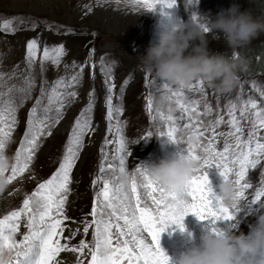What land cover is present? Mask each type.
<instances>
[{
	"label": "snow or ice",
	"instance_id": "1",
	"mask_svg": "<svg viewBox=\"0 0 264 264\" xmlns=\"http://www.w3.org/2000/svg\"><path fill=\"white\" fill-rule=\"evenodd\" d=\"M145 9L152 11L159 6V10L167 15L168 9H179L178 0H134ZM87 12L92 11V5L86 4ZM195 18V17H194ZM18 18H0V31L14 34L17 30L15 20ZM38 21L32 20L33 29ZM46 27L55 28L56 25L47 23ZM63 27V26H61ZM206 30V29H205ZM66 32L74 31L65 28ZM38 37L27 40L25 64L28 75L25 76L23 85L16 88L22 94L21 103L28 98L33 86V68L38 53ZM63 44L49 47L45 45L40 57L41 71L44 61H51L53 65L60 63L65 54ZM91 55V53H90ZM75 66V62H73ZM103 71V68L101 69ZM14 74V72H13ZM82 74V73H81ZM78 74V75H81ZM0 73V82H4V76ZM110 75L106 83V104L108 129L115 128V144L112 162H107V153L101 151L99 163L100 175L93 180V185L102 182V187L95 192L91 220L82 221L83 234L90 235L91 240L81 238L77 244H70L73 237L80 231L69 229L65 234V204L68 198L71 172L77 161L81 149L84 147V137L89 132L91 124V110L93 107L91 94L86 109L76 117L75 123L67 137L65 151L59 166L51 176L39 183L30 193L25 194L20 207L0 214V264H66L62 253L75 254V264H169V258L159 246L160 234L166 227L176 224L183 230L182 220L185 215L192 213L200 220L209 222V227L218 234L221 232L216 227L217 221H233L235 213L240 210L241 202L249 209L258 202H264V179L251 193L249 189L253 185L246 178L250 169H255L261 160H264V136L260 130L264 129V107H260L254 98L244 100L237 105L229 103L225 105L228 119L217 114L214 121L207 123L201 118L208 115L211 108L207 103L204 112L198 111L199 101L191 98L193 93L205 95L203 81H193L187 87L170 88L168 81H156L157 90L162 86L167 90V99L174 102L179 115L172 114L170 107L165 115L160 108L153 107L151 94L146 97V111L149 116L157 117L165 122L167 130H161L160 136H166L172 142L186 145V151L190 155L199 156L203 160L204 169L215 165L223 178L231 177L236 185L238 205L231 208L224 207L212 190L207 173L200 171L194 173L187 183L184 191L166 188L151 180L141 167L135 166L131 174L126 170V157L130 155L128 145L125 142L123 130L119 121L121 108L113 106L112 90L115 85L109 83ZM145 82L148 77L145 74ZM77 81L73 76L69 82ZM128 81L125 80L124 84ZM63 78L54 82L50 91L43 87L40 96L27 113L26 128L19 147L15 151L12 165L8 168H0V176L6 177V184L0 186V192H4L7 185L17 177H21L34 159L35 150L38 148L40 137L50 133V129L59 121L64 107L65 97H75L76 92H61L58 89H66ZM255 87V85H254ZM0 93V97L12 92ZM123 86L121 91H123ZM261 97H264V88H257ZM46 104H42L43 99ZM18 105L9 97L0 102V156L5 152L11 138L12 130L17 124ZM239 109V117L236 112ZM40 112L37 115V112ZM155 112V116L153 113ZM54 113V115H50ZM85 113H88L85 115ZM250 118V127L245 138L241 120ZM116 120L113 125L112 121ZM226 123L228 132H216V128ZM181 133H183L181 135ZM205 133L210 135L205 136ZM153 136L151 131L145 133L141 139ZM186 137V139H185ZM218 137H223V148H217ZM105 139V144L111 143ZM106 171L110 176L104 175ZM7 173V175H5ZM264 177V172L261 173ZM19 189L8 192L11 196ZM23 223L26 229L21 237H17ZM236 223L230 224L236 228ZM63 241V242H62Z\"/></svg>",
	"mask_w": 264,
	"mask_h": 264
},
{
	"label": "rangeland",
	"instance_id": "2",
	"mask_svg": "<svg viewBox=\"0 0 264 264\" xmlns=\"http://www.w3.org/2000/svg\"><path fill=\"white\" fill-rule=\"evenodd\" d=\"M86 4L92 5L91 12L85 10L84 5ZM178 4L179 9L166 10L167 13H170L167 15L159 10V6L152 11L137 12L130 7L117 5L115 0H0V18H18L14 21L17 28L14 34L0 31V73L8 74L4 76L6 84L0 82V93H8L9 88L13 89L8 95L0 97V102L11 97L18 105L17 124L13 128L11 138L6 146V154L14 157L26 128L27 113L35 104L36 98L40 96L41 87L50 91L54 82L63 78L68 86L66 89H58V91L76 92L75 97H65L59 121L50 129L49 134L40 137L39 146L35 150L34 159L29 169L21 177H17L7 185L4 192H0V214L20 207L24 195L30 194L39 183L48 179L56 170L65 151L71 127L75 123L76 117L86 109L89 94H91L93 103L90 113L91 130L84 137V147L71 172L70 191L65 204V215L69 219L64 221L67 226L65 234L69 229L73 231L77 228L80 229L77 235L71 239L70 244H77L81 238L86 241L91 240L90 235L83 234L82 221L91 220L92 217L89 214L95 192L103 186L102 182H99L98 185H93L92 182L100 175L99 163L102 149L107 153V162H112L116 148L115 128L110 132L106 119L105 80L108 75L111 77L109 83L115 85L112 90L113 106L122 109L119 113V121L130 152L125 163L126 170L130 174L135 166L141 163L158 161L178 150L186 152L184 144L176 145L166 142V136L157 138L159 132L166 131L167 128L164 121L158 117L153 119L149 116L145 107L146 97L151 94L154 109L160 108L165 115L168 114L170 107L173 109L174 116L179 115V110L176 109L174 102L167 99V90L162 86L157 90V85L153 81L159 80L154 79L152 75L138 67V56L145 52L150 42H156L158 31L170 17L179 16L181 19H187V13L183 9V0H178ZM233 4L238 5L241 11L251 10L254 15L264 12V0H199L192 10L198 16L214 17ZM108 6L111 11H105ZM32 20L38 21L35 29L31 26ZM47 23L54 24L56 27H46ZM65 28H71L74 31L66 32ZM34 37H38L39 45L37 59L31 69L34 81L28 98L21 103L22 94L16 91V88L23 85L24 78L28 75L29 70L25 64L26 43L28 39ZM60 44H63L66 50L60 63L53 65L50 60L44 61V68L41 71L40 57L43 47ZM263 44L264 34H261L247 46L254 47ZM208 48L212 51H220L224 55L235 51V49L227 48L222 39H212L211 34H209ZM260 48L264 53V48ZM232 57L236 58L235 54ZM73 62H75V66ZM244 63V69L239 71L241 74L238 73L239 83L231 91L218 93L204 85V96L192 94L191 98L199 101L198 111L204 112L205 103L211 108L208 115L201 117L205 123L209 120L214 121L217 114L223 115L224 120L227 121L225 105L229 103L240 105L242 101L254 98L258 106L264 107V97H261L259 91L256 90L264 88V54L248 58L245 55ZM145 74L148 77L147 83L144 79ZM73 76H77V81L69 83ZM125 80L128 81L127 84H124ZM13 85L16 88H13ZM122 86L123 91H121ZM170 88L175 89V86L170 85ZM46 103L47 99L45 98L42 100V104ZM237 113H239V109H237L236 115ZM39 114L38 110L37 115ZM87 114L85 113V115ZM50 115H54V113ZM153 116H155V112ZM247 120L250 118L241 120L245 138L250 127V122L247 123ZM112 123L115 125L116 120L114 119ZM228 130L226 123L216 128L218 133H226ZM149 131L153 133V136L146 140L141 139ZM259 134L264 136V129H261ZM208 135L210 133H205V136ZM105 139L112 142L105 144ZM223 142L224 138L218 137L216 142L218 150L223 148ZM79 160H81L79 170L74 175ZM204 171L207 173L212 190L218 192L219 184L223 179L218 168L212 165L206 167ZM262 172H264V160H261L255 169L249 170L246 178L253 185V188L248 190L249 193L254 191L264 179L261 175ZM104 175L110 176L111 173L106 171ZM13 189H19V191L9 196L8 192ZM239 208L240 210L235 213V220L217 221L216 227L225 231L247 233L248 225L255 221L256 215L264 212V209H260L258 205H253L249 209L243 202ZM182 223L185 231H181L176 224H171L160 234V248L163 251L166 250L161 247V244L165 245L175 258L189 242V233L192 234L191 239L198 242L201 232L209 227L208 221L199 220L191 213L185 215ZM232 223H236V228L230 227ZM25 230L22 223L17 237H21ZM61 255L65 258V253ZM72 255L71 264H75V254Z\"/></svg>",
	"mask_w": 264,
	"mask_h": 264
},
{
	"label": "clouds",
	"instance_id": "3",
	"mask_svg": "<svg viewBox=\"0 0 264 264\" xmlns=\"http://www.w3.org/2000/svg\"><path fill=\"white\" fill-rule=\"evenodd\" d=\"M115 3L137 12L149 11L134 0H115ZM198 3L199 0H183L187 19L170 17L158 31L156 42H150L145 52L138 56V67L154 79L170 82L175 88L203 81L218 93H226L239 83L238 73L245 63L210 50L209 34L212 39H222L229 49L244 48L264 34V12L254 15L251 10L241 11L233 4L214 17L198 16L192 10ZM166 142L181 144L168 138ZM12 162L13 158L6 152L0 156V168L10 167ZM140 165L151 180L177 191L186 189L194 173L204 171L203 160L184 150ZM5 184L6 177L0 176V186ZM236 191L233 179L228 177L222 179L215 194L224 207L231 208L239 204ZM258 207L264 209V202H258ZM248 228L247 233L221 230L218 234L208 227L201 232L198 242H194L189 233V242L179 252L175 264H264V212L256 215ZM181 231H185L184 225Z\"/></svg>",
	"mask_w": 264,
	"mask_h": 264
},
{
	"label": "trees",
	"instance_id": "4",
	"mask_svg": "<svg viewBox=\"0 0 264 264\" xmlns=\"http://www.w3.org/2000/svg\"><path fill=\"white\" fill-rule=\"evenodd\" d=\"M260 47L264 48V44L261 46H254V47H248L247 46L244 48L235 49V51H231V52L227 53L225 56L232 57L233 54H235L236 58L242 59L244 61L245 55L247 58L249 56L250 57L259 56V55L262 56L264 53ZM239 74H241V73H239ZM237 116L239 117V113H237ZM249 122H250V120H247V123H249Z\"/></svg>",
	"mask_w": 264,
	"mask_h": 264
},
{
	"label": "bare ground",
	"instance_id": "5",
	"mask_svg": "<svg viewBox=\"0 0 264 264\" xmlns=\"http://www.w3.org/2000/svg\"><path fill=\"white\" fill-rule=\"evenodd\" d=\"M105 11H111L110 6L106 7ZM161 247L166 248V250L164 249V253L171 258L169 264H175L176 258L173 255H171V253L169 252V249L165 245H162V244H161ZM64 256H65V258H63V259L66 261V264H71L73 255L70 253H65Z\"/></svg>",
	"mask_w": 264,
	"mask_h": 264
},
{
	"label": "water",
	"instance_id": "6",
	"mask_svg": "<svg viewBox=\"0 0 264 264\" xmlns=\"http://www.w3.org/2000/svg\"><path fill=\"white\" fill-rule=\"evenodd\" d=\"M101 131H102V130L100 129V132H101ZM103 132H104V131H103ZM80 163H81V160H79L78 163H77V166H76L75 171H74V175L77 174V172H78V170H79V165H80Z\"/></svg>",
	"mask_w": 264,
	"mask_h": 264
}]
</instances>
